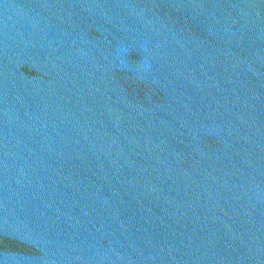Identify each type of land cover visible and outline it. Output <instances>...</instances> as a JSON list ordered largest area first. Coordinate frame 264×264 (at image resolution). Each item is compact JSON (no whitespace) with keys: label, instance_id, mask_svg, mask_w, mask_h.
I'll list each match as a JSON object with an SVG mask.
<instances>
[{"label":"water","instance_id":"obj_1","mask_svg":"<svg viewBox=\"0 0 264 264\" xmlns=\"http://www.w3.org/2000/svg\"><path fill=\"white\" fill-rule=\"evenodd\" d=\"M0 264H264V0H0Z\"/></svg>","mask_w":264,"mask_h":264}]
</instances>
